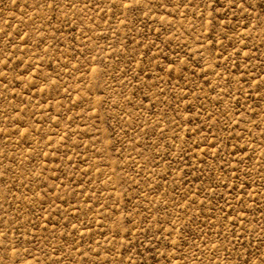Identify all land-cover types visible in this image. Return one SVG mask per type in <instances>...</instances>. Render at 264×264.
<instances>
[{"label":"rangeland","instance_id":"rangeland-1","mask_svg":"<svg viewBox=\"0 0 264 264\" xmlns=\"http://www.w3.org/2000/svg\"><path fill=\"white\" fill-rule=\"evenodd\" d=\"M0 264H264V0H0Z\"/></svg>","mask_w":264,"mask_h":264}]
</instances>
